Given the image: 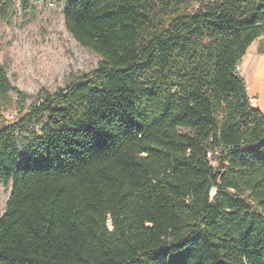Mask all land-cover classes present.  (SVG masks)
Here are the masks:
<instances>
[{
  "label": "trees",
  "instance_id": "obj_1",
  "mask_svg": "<svg viewBox=\"0 0 264 264\" xmlns=\"http://www.w3.org/2000/svg\"><path fill=\"white\" fill-rule=\"evenodd\" d=\"M63 15L101 61L0 125V264H264V115L238 71L264 0ZM11 93L30 98L0 64V108Z\"/></svg>",
  "mask_w": 264,
  "mask_h": 264
},
{
  "label": "rangeland",
  "instance_id": "obj_2",
  "mask_svg": "<svg viewBox=\"0 0 264 264\" xmlns=\"http://www.w3.org/2000/svg\"><path fill=\"white\" fill-rule=\"evenodd\" d=\"M25 1L27 11L23 0H11L0 17V64L11 84L30 98L23 102L11 93V102L0 108V125L17 122L39 94L56 93L101 61L67 30L63 11L70 0ZM10 192L11 187L0 182L1 214Z\"/></svg>",
  "mask_w": 264,
  "mask_h": 264
},
{
  "label": "crops",
  "instance_id": "obj_3",
  "mask_svg": "<svg viewBox=\"0 0 264 264\" xmlns=\"http://www.w3.org/2000/svg\"><path fill=\"white\" fill-rule=\"evenodd\" d=\"M264 37L255 41L241 59L238 71L246 82L251 104L264 115Z\"/></svg>",
  "mask_w": 264,
  "mask_h": 264
},
{
  "label": "water",
  "instance_id": "obj_4",
  "mask_svg": "<svg viewBox=\"0 0 264 264\" xmlns=\"http://www.w3.org/2000/svg\"><path fill=\"white\" fill-rule=\"evenodd\" d=\"M263 51H264V45H263Z\"/></svg>",
  "mask_w": 264,
  "mask_h": 264
},
{
  "label": "built area",
  "instance_id": "obj_5",
  "mask_svg": "<svg viewBox=\"0 0 264 264\" xmlns=\"http://www.w3.org/2000/svg\"><path fill=\"white\" fill-rule=\"evenodd\" d=\"M209 157H211V155H209Z\"/></svg>",
  "mask_w": 264,
  "mask_h": 264
}]
</instances>
